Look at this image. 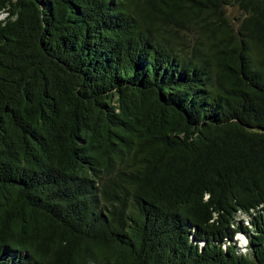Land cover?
<instances>
[{"label":"trees","instance_id":"trees-1","mask_svg":"<svg viewBox=\"0 0 264 264\" xmlns=\"http://www.w3.org/2000/svg\"><path fill=\"white\" fill-rule=\"evenodd\" d=\"M0 17V264H264V0Z\"/></svg>","mask_w":264,"mask_h":264},{"label":"rangeland","instance_id":"rangeland-1","mask_svg":"<svg viewBox=\"0 0 264 264\" xmlns=\"http://www.w3.org/2000/svg\"><path fill=\"white\" fill-rule=\"evenodd\" d=\"M241 237H242V236H241ZM245 242H246V239H245V238H242V240H241V244L244 245Z\"/></svg>","mask_w":264,"mask_h":264},{"label":"clouds","instance_id":"clouds-1","mask_svg":"<svg viewBox=\"0 0 264 264\" xmlns=\"http://www.w3.org/2000/svg\"><path fill=\"white\" fill-rule=\"evenodd\" d=\"M0 19H2V17H0Z\"/></svg>","mask_w":264,"mask_h":264}]
</instances>
